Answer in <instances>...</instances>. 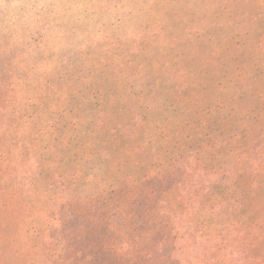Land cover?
Returning <instances> with one entry per match:
<instances>
[{"label":"rangeland","instance_id":"1","mask_svg":"<svg viewBox=\"0 0 264 264\" xmlns=\"http://www.w3.org/2000/svg\"><path fill=\"white\" fill-rule=\"evenodd\" d=\"M0 53V264H30L65 200L127 235L139 194L190 192L222 125L240 148L261 124L264 0H0Z\"/></svg>","mask_w":264,"mask_h":264},{"label":"trees","instance_id":"2","mask_svg":"<svg viewBox=\"0 0 264 264\" xmlns=\"http://www.w3.org/2000/svg\"><path fill=\"white\" fill-rule=\"evenodd\" d=\"M256 109L259 112L257 118L252 117L253 122L261 124L253 130L254 141L249 147H238V139L248 136L245 129L233 131L222 125L229 139L222 137L219 147L225 148L198 160V175L187 186L190 192L185 196L176 194L171 187L161 189L159 182L153 185L155 190L139 194L140 212L134 225L126 227L127 235L116 233L112 227L120 210L105 220L94 206H88V200L69 202L73 205L65 200L58 207V219L49 218L52 223L42 227L39 223V231L43 232L28 262L264 264V98L257 99ZM2 113L0 166L9 163L2 156L7 151L4 147H13L4 136L8 132L4 133ZM18 179L12 183L21 192L25 180ZM176 184L177 188L184 187L179 180L174 187ZM50 201L58 203V199ZM44 231L49 233L47 238ZM23 264H28L25 258Z\"/></svg>","mask_w":264,"mask_h":264}]
</instances>
